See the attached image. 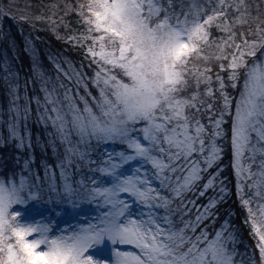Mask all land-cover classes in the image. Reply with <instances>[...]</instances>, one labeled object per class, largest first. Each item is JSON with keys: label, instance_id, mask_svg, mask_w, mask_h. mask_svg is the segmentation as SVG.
I'll return each instance as SVG.
<instances>
[{"label": "snow or ice", "instance_id": "6c2138e0", "mask_svg": "<svg viewBox=\"0 0 264 264\" xmlns=\"http://www.w3.org/2000/svg\"><path fill=\"white\" fill-rule=\"evenodd\" d=\"M31 8L0 0L53 31L75 16L57 38L90 71L33 54L23 85L0 83V147L17 153L0 163V264H264V0ZM233 196L251 254L221 214Z\"/></svg>", "mask_w": 264, "mask_h": 264}, {"label": "trees", "instance_id": "16d2710c", "mask_svg": "<svg viewBox=\"0 0 264 264\" xmlns=\"http://www.w3.org/2000/svg\"><path fill=\"white\" fill-rule=\"evenodd\" d=\"M52 2H54V0H20L21 4L29 3L32 5L31 9L34 8V10H32L31 12L33 14H39L41 13V11H43L45 17L48 14L47 9H42L41 6L50 4ZM0 23L2 24L0 25V83H2L1 81H3V77L1 76V67H2L1 62L5 51L4 49L5 46L9 47L6 40L7 36L4 37L3 35L4 31L7 29V25H10L8 29L9 35L14 38L17 36L15 38V41L18 50L16 52L12 48L8 50V53L12 61L11 65L9 64L10 66L9 69L10 71H12V73L15 72L16 74L19 75L21 85H23L24 81L29 78L32 70L31 57L28 54L27 50L25 49V42L27 40L26 39L27 37L34 40L38 48V51L42 55L45 63H47L48 60L47 51H49L50 48H52L51 43H55L56 46H59V48H61L63 52L69 55L72 62L78 67H80L82 71H84L85 73L90 71L88 67V62L84 58L83 50L80 49L79 47H73L71 43H68L66 41V39L57 38L58 36L65 37L66 34H71L72 31L77 30L78 26H76L77 23L75 16L65 17L64 24H59V26L56 27L55 31H53V28L50 27L46 18L43 21H37L34 24H32V23H24L22 21H19L18 19L14 20L7 16L0 15ZM65 24L67 25V28L64 27ZM18 30H20L21 33H18ZM12 67H14V70ZM5 148L6 150H2V151L8 150V147ZM5 163L9 164V160H5ZM206 200L207 197H204L198 200L197 203L199 204L201 201L206 202ZM233 200H234V196L230 197L229 200L227 201L226 203L227 210L235 213V217L240 222V225H238L237 227L241 228L243 223L241 219L243 218V216L241 215V211L238 208V206L232 203ZM244 229H245V225H244Z\"/></svg>", "mask_w": 264, "mask_h": 264}, {"label": "rangeland", "instance_id": "374dc122", "mask_svg": "<svg viewBox=\"0 0 264 264\" xmlns=\"http://www.w3.org/2000/svg\"><path fill=\"white\" fill-rule=\"evenodd\" d=\"M32 10H34V8L31 9V11ZM0 25H2V24L0 23ZM9 26L10 25H7V29L4 31V34H3L4 37L7 36V39L6 40H7L8 46L10 47L9 48V47L5 46V49H4L5 51H4L3 58H2V62H1V66H2L1 67V76L3 78H4L5 75L8 74V72H11L12 73V71H10V69H9V67H10L9 64L11 65L12 61H11L10 55L8 53V50L12 48L15 52L18 51L17 50V46H16V41H15V38L17 36L14 38V37H12V36L9 35V33H8L9 32L8 31ZM76 26H78V25H76ZM78 28H79V26H78ZM18 33H21L20 30H18ZM26 39L27 40L25 42V49H27V52H28V54L31 57V61L33 60V54H35L36 58L46 68H48L51 71L52 70V62L50 60V57H52V58H55L56 60H58L65 69H70V72H69L70 75H71V70L82 71L80 67H78L77 65H75L72 62V60L69 57V55L67 53L63 52L61 50V48H59V46H56L55 45V43H51L52 48H50V50L47 51V57H48L47 63L48 64L45 63L42 55L38 51V48H37L34 40H32L29 37H27ZM12 68L14 70V67H12ZM6 69L8 71H6ZM82 72H84V71H82ZM13 73H15V72H13ZM52 74L55 75L54 72ZM61 79L62 80L64 79V77L62 75H61ZM1 82H3V81H1ZM65 83H67V81H65ZM34 135H35V133H34ZM0 148H1L0 149V163H5V160H9V165H11L13 163L12 157H14L15 155H17V153L14 150H12L11 148H9V147H8V150L7 151H2V150H6L5 147H0ZM3 148H5V149H3ZM34 156H35V160H36V164L37 165H39L41 163V161H45V160L48 163L53 164V165L56 163V159H55V157H53L51 150L44 151V150H41V149H34ZM37 171L39 172V174L41 175V177H43V170L41 168H37ZM55 176H56L57 183H59V170L58 169L55 170ZM226 205L227 204L225 203L221 207V214L222 215H226L227 212H229L227 210V206ZM195 211H196V209L195 208H192L193 214L195 213ZM231 218H234V219H232L233 224L236 226V228L238 229V231L240 233V242L237 245L238 251L240 253H244L245 247L247 246L248 247L249 254H251V251H252L251 246L254 244V243H252L254 241L248 235V229L246 227L244 229V223H242L241 228L237 227L238 225H240V222L235 217V215H234V217H231ZM241 220L243 221V218Z\"/></svg>", "mask_w": 264, "mask_h": 264}]
</instances>
